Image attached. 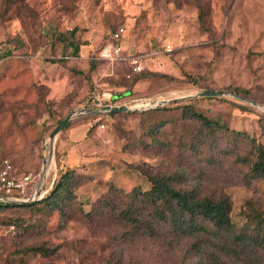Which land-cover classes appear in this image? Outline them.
Instances as JSON below:
<instances>
[{
	"label": "rangeland",
	"instance_id": "rangeland-1",
	"mask_svg": "<svg viewBox=\"0 0 264 264\" xmlns=\"http://www.w3.org/2000/svg\"><path fill=\"white\" fill-rule=\"evenodd\" d=\"M120 24L126 26L121 41L126 59H98L105 35ZM129 55L139 59L142 72L132 70ZM237 86L247 90L248 97L240 96L244 100L197 95ZM105 90L120 96L113 102L131 112L177 98L165 104L170 121L181 119V104L187 103L264 144V110L251 103L264 105V0H0V155L32 175L36 199L51 185L41 190V183L57 172L88 177L76 195L90 203L107 182L124 190L147 188L146 178L130 164L175 167L171 157L131 143L143 132L139 114L79 113ZM68 113H74L71 125L88 121V130L60 148L68 139L62 127L48 161L49 134ZM202 182L205 193L226 192L239 224L250 205L264 212V179L249 185L232 177ZM18 214L23 225L14 231L2 224L9 213L0 210V264H110L112 254L123 264H178L175 252H163L153 242L117 244L115 226L102 220L77 213L63 219L45 208ZM34 244L55 252L45 257L22 250Z\"/></svg>",
	"mask_w": 264,
	"mask_h": 264
},
{
	"label": "trees",
	"instance_id": "trees-1",
	"mask_svg": "<svg viewBox=\"0 0 264 264\" xmlns=\"http://www.w3.org/2000/svg\"><path fill=\"white\" fill-rule=\"evenodd\" d=\"M199 7L202 15L203 8ZM118 26L105 35L99 49ZM78 49L76 46L74 53L77 54ZM229 90L248 97L247 90L241 87ZM112 96L113 100L120 97ZM167 107L160 105L135 112L98 115L103 118L139 114L143 132L133 136L131 143L140 144L156 155L171 157L175 167L146 162L130 164L146 178L147 188L135 186L124 190L107 182L104 190L89 203L76 195L81 182L86 183L88 177L74 170L59 175L57 172L54 178L49 174L41 183V190L51 184L41 198L25 203L0 201V210L9 213L2 224L18 230L23 220L17 213L45 208L48 213L58 212L63 219L77 213L89 220L105 221L115 226L112 238L117 244L132 245L139 240L153 242L163 252H175L178 264H264V212L250 205L239 224L233 219L232 202L226 192L217 189L205 193L203 191L208 187L202 184L205 179L216 182L232 177L249 185L254 180L264 179V144L244 132L229 130L224 124L196 112L187 103L181 104V119L170 121L166 115ZM83 108L95 109V106L90 103ZM71 122V119L67 121L63 129ZM221 138L227 140L224 146L219 144ZM0 159H3L1 155ZM85 203L89 204L87 210ZM22 250L45 257L55 252L41 244ZM110 260V264H123L115 254Z\"/></svg>",
	"mask_w": 264,
	"mask_h": 264
},
{
	"label": "built area",
	"instance_id": "built-area-1",
	"mask_svg": "<svg viewBox=\"0 0 264 264\" xmlns=\"http://www.w3.org/2000/svg\"><path fill=\"white\" fill-rule=\"evenodd\" d=\"M125 33L126 26L120 24L109 34V40L99 49L97 58L108 62H117L126 59L124 58V49L121 43ZM127 61L134 72H141L142 66L137 57L129 55L127 56ZM112 95V92L109 90H105L101 94H93L90 99L91 104L95 106V109L121 107V104L113 102ZM148 106L143 105L141 109H145ZM32 183H34V179L31 174L18 172L8 159H0V192L3 193V195L0 194V201H4L5 198L16 200L36 199V188ZM42 195L38 196L37 199L41 198Z\"/></svg>",
	"mask_w": 264,
	"mask_h": 264
},
{
	"label": "water",
	"instance_id": "water-1",
	"mask_svg": "<svg viewBox=\"0 0 264 264\" xmlns=\"http://www.w3.org/2000/svg\"><path fill=\"white\" fill-rule=\"evenodd\" d=\"M223 94H230L236 98L239 99H243L242 97L227 91V90H220V91H202L197 93L198 96H213V95H223ZM177 99V98H175ZM175 99H171V100H166V99H162L159 100L155 103H153L152 105L148 106L147 108H153V107H157L160 105H165L171 101H174ZM254 105H257L259 107H261L264 110V105H258L254 102H251ZM132 110V108H128L126 106H121V107H105L102 109H90V110H79V113H96V114H104L106 112H117V111H130ZM74 113H68L62 120L61 122L50 132L49 134V141H50V148H49V152H48V161L52 158V154H53V142L55 140V137L57 135V133L62 129V127L67 123V121H69L72 117H73ZM47 160H44L45 162ZM45 169V168H44ZM44 172L41 174L40 178L37 181V187L40 185L42 178H43ZM5 202H12V203H25V202H29L31 200H16V199H9V198H5L4 199Z\"/></svg>",
	"mask_w": 264,
	"mask_h": 264
},
{
	"label": "crops",
	"instance_id": "crops-1",
	"mask_svg": "<svg viewBox=\"0 0 264 264\" xmlns=\"http://www.w3.org/2000/svg\"><path fill=\"white\" fill-rule=\"evenodd\" d=\"M90 110V109H86ZM88 121H79L77 123H73L70 125L66 130V134L68 139L67 140H61L59 147L60 148H68L69 142H77L79 141L88 130ZM68 154L70 153V150L67 149ZM51 160V159H50Z\"/></svg>",
	"mask_w": 264,
	"mask_h": 264
}]
</instances>
